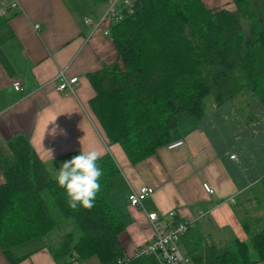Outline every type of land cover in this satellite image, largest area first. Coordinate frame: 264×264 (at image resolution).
<instances>
[{"label": "crops", "instance_id": "obj_1", "mask_svg": "<svg viewBox=\"0 0 264 264\" xmlns=\"http://www.w3.org/2000/svg\"><path fill=\"white\" fill-rule=\"evenodd\" d=\"M18 2L16 9L0 18V147L16 135H26L50 166L82 149L110 153L119 173L113 177L108 197L123 222L119 240L130 258L153 238L151 212L168 220L174 211L180 219L193 222L180 240L183 255L193 263L194 255L219 253L236 238L247 240L248 233L260 227L264 221V106L259 99H249L246 106L209 102L200 120L181 114L171 142L184 143L176 148L161 146L133 164L119 143H109L90 105L96 90L89 73L119 57L110 35L112 22L99 21L122 0L90 4L86 13L80 0ZM61 70L67 77H78L73 93L57 89ZM16 80L21 90L13 86ZM54 118L66 135H49ZM204 183L214 193H208ZM142 185L152 186L154 192L142 205L132 206L128 195ZM231 196L234 202L228 201ZM44 237L23 243L38 241L22 256L14 255L20 258L15 264H81L72 255L57 258L58 242ZM91 259L82 264H93ZM0 264H10L1 248Z\"/></svg>", "mask_w": 264, "mask_h": 264}, {"label": "trees", "instance_id": "obj_2", "mask_svg": "<svg viewBox=\"0 0 264 264\" xmlns=\"http://www.w3.org/2000/svg\"><path fill=\"white\" fill-rule=\"evenodd\" d=\"M208 1L122 0L116 8L121 18L111 23L110 35L119 57L89 73L96 90L90 105L109 143H119L133 164L168 146L181 114L200 120L209 102L246 106L257 98L264 106V0ZM98 164L103 175L94 207L72 210L51 164L28 136L16 135L0 147V248L10 264L20 259L12 248L55 227L61 230L57 258L72 255L81 264L92 257L101 264L128 258L119 240L124 225L108 197L119 167L110 153ZM248 235L219 253L194 255V263L264 264V221ZM129 260L160 264L154 255Z\"/></svg>", "mask_w": 264, "mask_h": 264}, {"label": "built area", "instance_id": "obj_3", "mask_svg": "<svg viewBox=\"0 0 264 264\" xmlns=\"http://www.w3.org/2000/svg\"><path fill=\"white\" fill-rule=\"evenodd\" d=\"M131 0H125L126 4H129ZM19 6L18 0H0V18L4 17L10 9H16ZM121 18L119 10L114 6H111L105 16L99 21V23L105 21H117ZM91 22V20H89ZM99 26V25H98ZM78 83V77H67L63 70L58 73V85L57 89L60 92L75 91V87ZM13 86L16 90H21V82L16 80L13 82ZM184 143L183 140H177L168 144V148H176ZM232 158L235 154L231 155ZM204 189L212 194L214 189L207 183L203 184ZM154 188L149 185H142L138 189L132 190L128 195L129 203L132 206H140L142 202L151 194H153ZM229 202H234L235 197L228 198ZM150 221L153 224L154 235L153 238L139 246L134 256L154 255L157 257L160 264H185L184 255L180 249V240L184 234L192 227L193 222L189 220L175 221L176 214L174 211L169 212V219L165 220L160 217L157 212H151L148 215ZM130 257L126 259H120L118 264H130Z\"/></svg>", "mask_w": 264, "mask_h": 264}, {"label": "clouds", "instance_id": "obj_4", "mask_svg": "<svg viewBox=\"0 0 264 264\" xmlns=\"http://www.w3.org/2000/svg\"><path fill=\"white\" fill-rule=\"evenodd\" d=\"M36 27L38 28L39 25ZM55 120L56 118L49 122L54 125L49 135L53 137L57 134L66 135L65 130L55 124ZM46 130L47 126L45 132ZM48 151L52 159L51 150ZM101 155L102 153L96 149H82L79 154L63 162L58 169L55 181L60 188L64 189L70 209L90 210L94 207L97 194L101 191L100 178L103 170L98 164Z\"/></svg>", "mask_w": 264, "mask_h": 264}, {"label": "rangeland", "instance_id": "obj_5", "mask_svg": "<svg viewBox=\"0 0 264 264\" xmlns=\"http://www.w3.org/2000/svg\"><path fill=\"white\" fill-rule=\"evenodd\" d=\"M80 2H81V4L85 7V8H84V7L82 8V9H83L82 12H84V13L87 12L88 6H90V4H91V5L93 4V2H92L91 0H80ZM208 3H209L210 6H211V0H209ZM219 3H220V1H219ZM221 5H224V3L221 4ZM225 5H227V4H225ZM92 6H93V5H92ZM227 7L232 8V7H233L232 3H230V5H227ZM186 116H188V115L186 114ZM57 164H58V165H57ZM60 166H61V165H60V162H59V163H58V162H55V164H53L52 167L50 166L51 169H52V174H53L54 176H56L57 171H58V169L60 168ZM57 215H58V217H60L61 220H62V215L59 214V213H57ZM70 227H71V228H74L73 223L70 224ZM60 233H61L60 228H59V227H55L54 229H52V230L46 235V237H44V239H45L46 241L50 242V243H56V242H58V239L60 238ZM242 236H243V235H242ZM36 243H38V241H34V243H28V244H23V245L21 244V245H18V246H16V247L12 248V254L15 255V256H22L27 250L31 249V247H32L31 244H36ZM184 256H185V255H184ZM184 258H185V264H194L193 261H192V259L187 258L186 256H185ZM186 258H187V259H186ZM189 259H190V260H189ZM91 260H93V264H101L100 261H99L96 257H92Z\"/></svg>", "mask_w": 264, "mask_h": 264}]
</instances>
